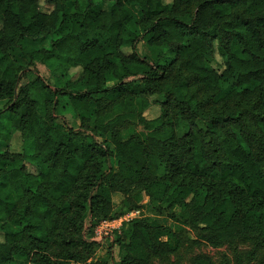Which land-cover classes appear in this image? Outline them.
I'll use <instances>...</instances> for the list:
<instances>
[{"label": "trees", "instance_id": "1", "mask_svg": "<svg viewBox=\"0 0 264 264\" xmlns=\"http://www.w3.org/2000/svg\"><path fill=\"white\" fill-rule=\"evenodd\" d=\"M104 1L114 6L0 0V142L23 137L21 153L0 152V218L7 223L0 264H19L11 256L29 264L49 234L74 227L70 199L81 189H90L87 217L96 226L119 182L143 188L157 212L190 208L212 245L264 242V0ZM41 2L52 10L42 11ZM33 37H50V49L23 46L15 55ZM142 41L158 52L156 61L137 52ZM216 54L220 70L208 66ZM22 57L45 66L53 81L34 70L35 80L22 84ZM73 69L81 70L78 78ZM109 80L118 83L108 87ZM64 100L81 128L60 115ZM153 105L160 116H141L146 131L124 140L121 113ZM157 235L132 222L115 237L124 257L111 264H146L148 253L178 250L159 241L170 230ZM37 258L70 264L74 256Z\"/></svg>", "mask_w": 264, "mask_h": 264}, {"label": "rangeland", "instance_id": "2", "mask_svg": "<svg viewBox=\"0 0 264 264\" xmlns=\"http://www.w3.org/2000/svg\"><path fill=\"white\" fill-rule=\"evenodd\" d=\"M98 7L103 10H109L114 6V2L95 0ZM172 0H165V3H170ZM41 9L44 12L52 10L51 6L41 2ZM23 46H31L36 49H50V37H33L25 39L17 46L15 55H17ZM125 53L131 52L129 48H124ZM236 52H240L238 47H235ZM137 52L145 57L156 61L158 52L150 49L144 41L138 44ZM222 59L216 54L208 59V66L211 69H222ZM20 63L24 66L22 84L33 82L36 78V70L41 76L49 81H53L49 70L41 65L35 64L30 66L25 58L20 59ZM81 70H71V76L78 78ZM117 80H109L107 86L117 84ZM153 101L160 99L153 97ZM4 104L0 103V110ZM60 115L64 117L67 126L72 129H79L82 126V121L76 116L73 107L64 100L63 105L59 109ZM161 114V109L158 105L151 106L143 113H137L133 110L122 112L123 122L117 128L121 131L124 140L136 139L138 134L145 130L141 116L147 120L155 119ZM62 118V117H61ZM89 126H93L94 121H85ZM202 125V123H200ZM1 129V126H0ZM184 127L181 131H187ZM23 149V137L21 133L13 134L9 144L0 142V152L21 153ZM30 168V167H29ZM34 169L31 168V171ZM180 181L190 182V178L179 177ZM202 185L201 183L199 184ZM120 191L115 192L112 197V209L107 217L103 220H115L121 217L128 218L131 213L139 212L137 217L129 219L118 231L112 235H97L96 228L103 222L101 221L96 226H93L87 217L88 212V196L89 188L77 191L72 197L71 202L73 209L68 215L69 221L74 225L69 229H60L49 234V245H42L40 250L34 252L30 256L29 264H42L37 256H43L49 259L52 263H56L64 258L74 256V259L68 261L70 264H111L112 259L119 262L124 257V252L120 245L114 244L115 237L122 236L123 230H128L130 224L134 221H142L149 226L152 236L157 237L159 230H170L171 236H160L159 241L173 245H178V250L169 252L164 249L158 253L155 251L148 253L149 260L146 264H198V259L208 258L210 264H264V242L259 239H241L234 243L223 245H212L202 237L207 234L193 222V212L190 208H182L176 206L171 212L160 213L156 211V205L151 203V200L145 190L136 184H126L119 182ZM6 220L0 218V242H5L4 226ZM11 229L12 227L9 226ZM16 262H24L25 259H19L11 256ZM36 262V263H35Z\"/></svg>", "mask_w": 264, "mask_h": 264}, {"label": "built area", "instance_id": "3", "mask_svg": "<svg viewBox=\"0 0 264 264\" xmlns=\"http://www.w3.org/2000/svg\"><path fill=\"white\" fill-rule=\"evenodd\" d=\"M138 214L139 212H134L131 213L128 218L121 217L115 220L103 221L97 226L95 233L99 236L101 235L108 236L110 234L112 235L115 231L120 230L123 227V225L129 221V219L137 217Z\"/></svg>", "mask_w": 264, "mask_h": 264}]
</instances>
